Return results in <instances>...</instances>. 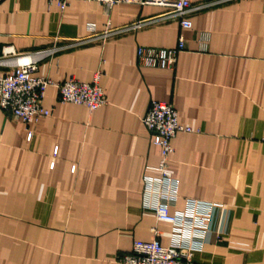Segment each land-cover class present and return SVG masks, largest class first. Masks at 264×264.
Listing matches in <instances>:
<instances>
[{
    "label": "crops",
    "instance_id": "obj_1",
    "mask_svg": "<svg viewBox=\"0 0 264 264\" xmlns=\"http://www.w3.org/2000/svg\"><path fill=\"white\" fill-rule=\"evenodd\" d=\"M166 11L0 0V55L55 49L38 77L92 84L100 73L107 100L90 112L49 87L51 116L29 124L0 108V264H120L154 239L195 264H264V0L195 10L189 30L160 19ZM181 35L173 70L138 65L139 47L172 49ZM154 101L193 130L172 141L164 184L161 149L142 123ZM157 206L178 222L159 221Z\"/></svg>",
    "mask_w": 264,
    "mask_h": 264
},
{
    "label": "built area",
    "instance_id": "obj_2",
    "mask_svg": "<svg viewBox=\"0 0 264 264\" xmlns=\"http://www.w3.org/2000/svg\"><path fill=\"white\" fill-rule=\"evenodd\" d=\"M73 0H58L62 12ZM98 2L110 8L116 5H139L142 7H161L167 11L160 19L176 21L182 30L192 28L189 15L202 8L217 5L220 2L233 1L222 0L205 4L195 8L191 0H82ZM149 22V21H148ZM148 22H138L132 28H138ZM131 28V27H130ZM126 29H109L103 38L108 35L119 34ZM185 39L181 35L178 45L172 49H160L152 47H139L137 50L138 65L141 67L173 70L180 53L185 50ZM57 50H41L33 53L17 54L12 48H6L0 55V67L10 68L12 73L0 76V108L7 114L19 118L29 124L44 117H50L51 112L44 108V100L49 87L58 90L59 101L62 104L83 105L90 112L107 104L105 95L99 86L100 73L95 76L92 84L80 82L71 78L63 83H55L52 80L36 75L41 60L56 53ZM147 129L151 143L161 149L162 158L157 168L160 173L156 182L162 184L171 181L168 171L170 158L174 152L172 141L179 133H192L191 128H185L179 122L175 108L162 102H151L150 107L142 119ZM32 133H28V141L32 139ZM151 181V180H150ZM157 219L161 222L176 224L179 217L171 214L165 206L155 208ZM120 264H195L189 250L173 246L165 247L158 239L150 242H136L130 254L122 255Z\"/></svg>",
    "mask_w": 264,
    "mask_h": 264
}]
</instances>
